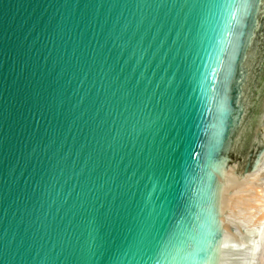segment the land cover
Instances as JSON below:
<instances>
[{"label": "water", "instance_id": "1", "mask_svg": "<svg viewBox=\"0 0 264 264\" xmlns=\"http://www.w3.org/2000/svg\"><path fill=\"white\" fill-rule=\"evenodd\" d=\"M0 264H264V0H0Z\"/></svg>", "mask_w": 264, "mask_h": 264}]
</instances>
